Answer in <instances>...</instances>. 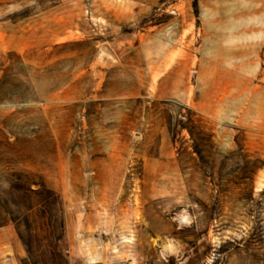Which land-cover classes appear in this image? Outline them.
<instances>
[{
    "label": "rangeland",
    "instance_id": "374dc122",
    "mask_svg": "<svg viewBox=\"0 0 264 264\" xmlns=\"http://www.w3.org/2000/svg\"><path fill=\"white\" fill-rule=\"evenodd\" d=\"M8 224L21 264H264V0H0Z\"/></svg>",
    "mask_w": 264,
    "mask_h": 264
},
{
    "label": "crops",
    "instance_id": "0c3cea01",
    "mask_svg": "<svg viewBox=\"0 0 264 264\" xmlns=\"http://www.w3.org/2000/svg\"><path fill=\"white\" fill-rule=\"evenodd\" d=\"M24 254L14 228L9 224L0 227V264H21Z\"/></svg>",
    "mask_w": 264,
    "mask_h": 264
},
{
    "label": "bare ground",
    "instance_id": "6f19581e",
    "mask_svg": "<svg viewBox=\"0 0 264 264\" xmlns=\"http://www.w3.org/2000/svg\"><path fill=\"white\" fill-rule=\"evenodd\" d=\"M244 56V55H243Z\"/></svg>",
    "mask_w": 264,
    "mask_h": 264
}]
</instances>
